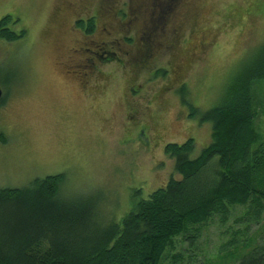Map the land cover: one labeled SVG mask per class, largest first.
<instances>
[{"label":"rangeland","instance_id":"374dc122","mask_svg":"<svg viewBox=\"0 0 264 264\" xmlns=\"http://www.w3.org/2000/svg\"><path fill=\"white\" fill-rule=\"evenodd\" d=\"M167 1L0 0V20L23 32L0 39V189L63 175L61 199L119 222L134 191L177 178L166 144L193 139L192 158L208 146L199 114L264 47V0ZM250 95L264 141V81ZM258 212L212 214L162 264H237L264 235Z\"/></svg>","mask_w":264,"mask_h":264},{"label":"trees","instance_id":"16d2710c","mask_svg":"<svg viewBox=\"0 0 264 264\" xmlns=\"http://www.w3.org/2000/svg\"><path fill=\"white\" fill-rule=\"evenodd\" d=\"M10 22L8 16L0 20L1 40L23 36L9 30ZM77 26L94 32L90 23ZM254 81H264V47L226 85L219 103L199 114V121L210 125L208 146L192 158L193 139L166 144L164 153L173 160L177 178L145 198L134 191L131 209L119 222L98 220L96 201L61 199L63 175L0 189V264H162L177 237L197 234L196 227L214 213L248 206L258 208L259 216L264 211V141L254 128ZM196 114L191 107L190 116ZM237 264H264V235Z\"/></svg>","mask_w":264,"mask_h":264},{"label":"water","instance_id":"95a60500","mask_svg":"<svg viewBox=\"0 0 264 264\" xmlns=\"http://www.w3.org/2000/svg\"><path fill=\"white\" fill-rule=\"evenodd\" d=\"M1 98H2V92H1V90H0V100H1Z\"/></svg>","mask_w":264,"mask_h":264}]
</instances>
